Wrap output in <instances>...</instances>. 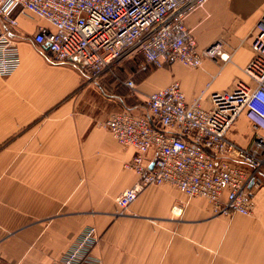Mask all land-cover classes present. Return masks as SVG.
I'll use <instances>...</instances> for the list:
<instances>
[{"label": "crops", "instance_id": "0c3cea01", "mask_svg": "<svg viewBox=\"0 0 264 264\" xmlns=\"http://www.w3.org/2000/svg\"><path fill=\"white\" fill-rule=\"evenodd\" d=\"M16 17L21 65L0 78V264H53L87 227L100 235L94 255L103 264H264V186L251 217L213 218L206 199H188L169 185L147 188L118 217L117 197L138 181L125 168L136 150L122 147L106 122L123 107L143 108L127 104L117 79L95 84L77 68L54 63L31 41L47 23L20 11ZM263 17L264 0H210L187 25L200 49L223 41L232 62L152 68L157 71L138 82L140 95L176 81L188 103L202 95L209 109L212 94L249 81L243 69ZM237 124L229 137L248 147L253 132L238 139ZM153 160L151 151L146 161Z\"/></svg>", "mask_w": 264, "mask_h": 264}, {"label": "built area", "instance_id": "2783aa9c", "mask_svg": "<svg viewBox=\"0 0 264 264\" xmlns=\"http://www.w3.org/2000/svg\"><path fill=\"white\" fill-rule=\"evenodd\" d=\"M209 1L0 0V78L12 76L21 65L15 41L20 11L47 23L31 41L46 48L54 63L77 68L95 84L111 76L129 97L137 98L136 81L117 74L137 57L143 60L141 70L173 63L198 69L204 60L232 62L223 41L200 49L187 25ZM252 51L253 59L243 69L249 81L238 82L230 93L212 94L209 109L202 107V95L188 103L175 81L146 95L143 111L126 106L110 115L106 127L114 139L136 150L125 168L134 171L138 181L117 197L118 217L127 215L147 188L163 185L188 199H206L213 218L254 215L257 192L264 186V17L256 27ZM241 117L255 130L248 147L229 137ZM151 151L154 160L149 164L146 155ZM100 239L95 227L85 228L53 264H103L94 255Z\"/></svg>", "mask_w": 264, "mask_h": 264}, {"label": "rangeland", "instance_id": "374dc122", "mask_svg": "<svg viewBox=\"0 0 264 264\" xmlns=\"http://www.w3.org/2000/svg\"><path fill=\"white\" fill-rule=\"evenodd\" d=\"M130 65H133V64H129V66L127 65L126 67H124L122 72H120V73L117 72L118 76L123 78L124 80H127L125 78H134V80H136V79H139L140 77H141V79H143L144 76H147L149 74L151 75V74H153L154 72L157 71V70L149 69V70L143 72L142 74L137 75V74H134V73H136V70H134V67L130 66ZM226 80H227V78L222 79L223 82L226 81ZM136 83H137V85L139 84L138 80L136 81ZM124 90H125L124 91V95L127 97V104H129V105L138 104L140 108H144L145 107V102L144 101L146 100V95H148V94H144L143 96H141L139 94L140 98L138 100V98H136V97H129L128 96L129 93H128V90L126 88ZM236 130L238 132L236 134L238 139L240 138L241 135H245L246 132H247V134L244 136V138H246L247 140L250 138V135L252 134V132H253V134H255V130L252 128V126L248 122L245 125L243 123H238ZM238 139H236V140H238ZM158 228H162V227L158 226Z\"/></svg>", "mask_w": 264, "mask_h": 264}, {"label": "trees", "instance_id": "16d2710c", "mask_svg": "<svg viewBox=\"0 0 264 264\" xmlns=\"http://www.w3.org/2000/svg\"><path fill=\"white\" fill-rule=\"evenodd\" d=\"M143 63V60L142 58L140 57H137L133 60H130V61H127L121 68L118 69V73H120V70L123 69L124 67H126L127 65L129 66V64H133V65H130V66H133L134 67V70H136V73L134 74H138L141 72V64ZM147 69H150V68H147ZM152 69V68H151ZM145 72V71H144ZM135 76V75H134ZM126 79V78H125ZM136 79V78H135ZM138 80L141 81V77L140 79H136V81Z\"/></svg>", "mask_w": 264, "mask_h": 264}]
</instances>
